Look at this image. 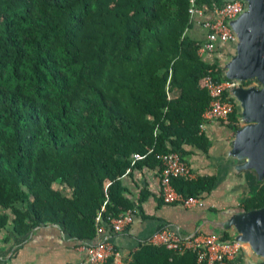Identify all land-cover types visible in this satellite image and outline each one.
I'll use <instances>...</instances> for the list:
<instances>
[{"label": "trees", "instance_id": "16d2710c", "mask_svg": "<svg viewBox=\"0 0 264 264\" xmlns=\"http://www.w3.org/2000/svg\"><path fill=\"white\" fill-rule=\"evenodd\" d=\"M194 2L0 0V242L57 225L89 244L98 215L109 224L134 210L123 185L132 171L160 167L171 152L183 160L184 145L208 152L204 80L208 70L227 80L226 56H199L190 9L209 13L226 1ZM222 124L234 133L239 111ZM247 178L243 206L264 208V185ZM216 180L173 185L202 197ZM128 264L198 263L194 253L143 244Z\"/></svg>", "mask_w": 264, "mask_h": 264}, {"label": "crops", "instance_id": "0c3cea01", "mask_svg": "<svg viewBox=\"0 0 264 264\" xmlns=\"http://www.w3.org/2000/svg\"><path fill=\"white\" fill-rule=\"evenodd\" d=\"M194 20L190 35L203 42L206 35L201 24L203 20L200 17H195ZM209 56L205 55L204 58ZM201 133L211 142L208 152H204L200 146L184 145L183 161L194 175V179L188 181L207 176L217 177L214 190L202 195L205 206L186 209L165 203L161 197L159 167L135 169L123 179V185L128 190L127 197L135 204L133 223L122 233H114L109 226H105L108 231L107 241L118 254L116 264H128L133 252L143 244H150L152 237L166 227L184 235L202 232L224 236L226 232L218 231L211 224L215 221L217 212L245 208L243 200L250 196L252 188L246 172L235 174L226 171L231 164L227 153L234 133L222 123H210ZM180 156L182 158L181 154ZM241 175L244 178L234 180ZM227 234L230 238L233 237L230 233ZM97 240L96 232L93 242ZM246 248L245 255L252 256L248 245ZM8 259L9 264H89L84 245L65 234L57 225L38 228L28 238L14 239L8 245L1 241L0 264Z\"/></svg>", "mask_w": 264, "mask_h": 264}, {"label": "built area", "instance_id": "2783aa9c", "mask_svg": "<svg viewBox=\"0 0 264 264\" xmlns=\"http://www.w3.org/2000/svg\"><path fill=\"white\" fill-rule=\"evenodd\" d=\"M194 3L192 0L193 5ZM245 10L246 5L241 0L227 1L221 7L213 4L209 13L196 9L194 6L190 9L193 18H202L201 24L206 31L205 41L201 42L198 50L200 57L223 54L226 56L224 57L226 61L232 55L231 52L235 51L238 38L231 29L230 22L237 19ZM204 84L210 96V104L203 115L204 123L201 126V132L210 123L221 124L227 121L230 115L236 109L238 110V103L231 96V92L241 86L237 81L217 80L212 70H208ZM141 158V155H135L136 160ZM160 161V190L163 201L186 209L204 207L205 202L202 197H186L180 194L173 185L176 179H194L190 167L182 160L180 154L177 152L163 154L160 156ZM134 217L135 210H129L111 220L109 224H104L101 214L98 215L96 219L98 240L84 245L89 264H105L110 257L114 256L115 259L118 257L112 244L107 241L108 231L105 226H109L114 233H122L133 223ZM150 244L165 247L180 255L194 253L198 264H244L240 262V256L247 249L245 244L224 240L223 235L203 234L202 232L184 235L167 227L159 230L152 237Z\"/></svg>", "mask_w": 264, "mask_h": 264}, {"label": "water", "instance_id": "95a60500", "mask_svg": "<svg viewBox=\"0 0 264 264\" xmlns=\"http://www.w3.org/2000/svg\"><path fill=\"white\" fill-rule=\"evenodd\" d=\"M233 1V0H225ZM246 10L230 27L238 41L233 55L222 64L227 80L241 86L231 92L238 103L240 128L235 130L228 151L231 164L226 171H251L258 184L264 182V0H241ZM247 82H254L245 86ZM218 231L230 233L229 242L248 245L252 256H240L244 264H264V208L243 207L217 212L211 223Z\"/></svg>", "mask_w": 264, "mask_h": 264}, {"label": "flooded vegetation", "instance_id": "af4514ba", "mask_svg": "<svg viewBox=\"0 0 264 264\" xmlns=\"http://www.w3.org/2000/svg\"><path fill=\"white\" fill-rule=\"evenodd\" d=\"M254 84V82L251 83V85ZM247 177H251V179H253L255 177V175L251 172V171H248L246 172L245 174ZM252 182H255V181H252ZM263 185H264V182H263Z\"/></svg>", "mask_w": 264, "mask_h": 264}, {"label": "rangeland", "instance_id": "374dc122", "mask_svg": "<svg viewBox=\"0 0 264 264\" xmlns=\"http://www.w3.org/2000/svg\"><path fill=\"white\" fill-rule=\"evenodd\" d=\"M232 53V52H231ZM242 178H244L242 175L240 176V177H235V181H238L239 179H242ZM233 237H231V239H232Z\"/></svg>", "mask_w": 264, "mask_h": 264}]
</instances>
